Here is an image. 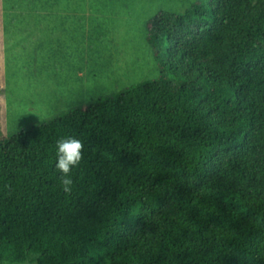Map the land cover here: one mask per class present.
<instances>
[{"label": "trees", "instance_id": "16d2710c", "mask_svg": "<svg viewBox=\"0 0 264 264\" xmlns=\"http://www.w3.org/2000/svg\"><path fill=\"white\" fill-rule=\"evenodd\" d=\"M147 40L157 79L0 140V264H264V0L162 10Z\"/></svg>", "mask_w": 264, "mask_h": 264}, {"label": "rangeland", "instance_id": "374dc122", "mask_svg": "<svg viewBox=\"0 0 264 264\" xmlns=\"http://www.w3.org/2000/svg\"><path fill=\"white\" fill-rule=\"evenodd\" d=\"M193 1L0 0V140L157 79L149 21Z\"/></svg>", "mask_w": 264, "mask_h": 264}, {"label": "clouds", "instance_id": "9594fccd", "mask_svg": "<svg viewBox=\"0 0 264 264\" xmlns=\"http://www.w3.org/2000/svg\"><path fill=\"white\" fill-rule=\"evenodd\" d=\"M83 149V142L75 137L60 138L56 141L57 162L55 167L62 174L61 183L66 193H71L72 191L71 172L74 167L79 166L81 163Z\"/></svg>", "mask_w": 264, "mask_h": 264}]
</instances>
